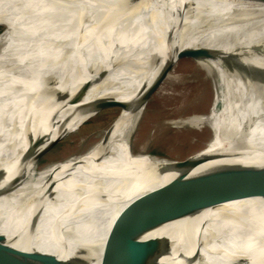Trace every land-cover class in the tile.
<instances>
[{
  "label": "bare ground",
  "instance_id": "1",
  "mask_svg": "<svg viewBox=\"0 0 264 264\" xmlns=\"http://www.w3.org/2000/svg\"><path fill=\"white\" fill-rule=\"evenodd\" d=\"M0 25V194L9 192L0 197V234L9 244L22 248L35 237L36 247L27 250L61 260L90 253L88 264H101L105 249L119 246L117 258H132L129 243L149 252L148 264H264V199L168 222L135 213L115 226L129 203L180 175L166 168L169 162L128 149L149 99L163 91L157 82L164 61L182 49L214 53L202 71L217 87L215 104H222L208 118L213 139L198 156L219 159L190 176L218 166L264 165V81L246 80L225 60L233 56L234 69L264 72V2L0 0ZM167 43L173 55L163 58ZM120 98L127 110L86 154L34 173L48 145ZM174 112L168 126L206 133L207 118ZM219 131L235 134L241 147L225 148Z\"/></svg>",
  "mask_w": 264,
  "mask_h": 264
},
{
  "label": "water",
  "instance_id": "2",
  "mask_svg": "<svg viewBox=\"0 0 264 264\" xmlns=\"http://www.w3.org/2000/svg\"><path fill=\"white\" fill-rule=\"evenodd\" d=\"M260 1L264 2V0ZM182 28L183 27L181 26V29ZM164 47L165 53L163 58H167L173 55L174 46L172 44H164ZM212 54L214 53L211 50L203 49L201 47L182 49L177 53L176 59L174 61H164V66L160 71V77L158 79L157 86H162L164 82L169 78L171 72L174 71L175 67L178 66L179 63H181L182 61L196 62L197 66L200 69H203V60L214 57ZM226 57V61H236V57H230L229 55H227ZM252 69L253 68L251 67L250 70ZM127 108L128 107L126 103L118 101V109L120 110V113L121 110L126 111ZM221 108L222 104H215L214 97V101L212 102V105L208 112L195 114L191 117L201 116L203 118L208 119L212 116L211 113L213 112V109H216L217 113H220ZM119 115L108 129H110L111 126L117 121ZM202 126L208 127L212 131V137L204 145V147L182 160H169L164 156H161L160 154H156L154 152H150L147 149L141 152H135L133 149H128L129 154L147 155L159 161L169 162L171 165L170 167L166 168H172L174 171H180V175L176 176L164 186L150 191L129 203L122 210L121 217L116 220L115 226L120 223L123 224V219L127 215L135 213L154 215L160 218L162 221L168 222L190 217L204 210L211 209L216 206L230 202L243 201L249 199H264V165L218 166L207 171L201 172L197 175L190 176V173L199 166L219 159L212 158L209 156L198 158L201 153L208 150V146L212 142L214 135V128L212 127L211 121L209 119L207 122L203 123ZM219 132L220 133L218 134H220V137H223L222 145L225 148L235 149L241 147L239 144L241 140H239L237 136L235 137V134L228 131L224 133L222 132V134L221 131ZM45 154L46 152L42 153L38 157V160L41 159V157ZM74 158H69L64 161L49 164L40 170L38 167V162L33 168V171L35 174H40L41 172L45 171L54 164L63 163ZM139 178L141 181L143 179V175L142 178L140 176ZM18 183L19 182L15 183V185ZM8 193L9 192H4L0 194V197L5 196ZM42 211L43 207H39L36 209V214L33 215L27 230L30 234L35 229L38 223L39 214H41ZM60 222L62 221L60 220ZM59 228L56 227L55 231L57 233L58 231H61ZM59 236L60 235H57V240L60 238ZM122 243H124V241H122ZM35 245L37 244L35 242V237H33L29 245H23L22 248H18L14 245L9 244L7 242V237L5 235L0 234V264H88L87 259H89V257L91 256L90 253L86 254L84 252L79 251L78 255L82 256L81 259L61 260L53 254L36 249ZM121 245L124 246L125 244ZM133 245H135V250L131 251V254H133L132 258L126 255V257L123 259L117 258V254H119L118 252L121 250L120 246V250L116 249L114 251H112V249L110 248H106L101 260V264H148L149 260L151 259L149 252H147L146 249L140 246V244L129 243V247ZM28 246H35V249L27 250L26 247ZM38 246L43 247L40 244ZM156 250L157 248L153 249L155 254L157 252Z\"/></svg>",
  "mask_w": 264,
  "mask_h": 264
},
{
  "label": "rangeland",
  "instance_id": "3",
  "mask_svg": "<svg viewBox=\"0 0 264 264\" xmlns=\"http://www.w3.org/2000/svg\"><path fill=\"white\" fill-rule=\"evenodd\" d=\"M9 15L16 14L11 12ZM4 30L5 26L0 25V33ZM233 61L232 72L241 74L246 80L264 78V72L261 71H253L243 66L234 69L237 64ZM202 70L196 62L182 61L162 85L163 91H156L151 96L142 123L132 139L131 146L135 152L147 149L169 160H182L200 150L209 141L212 131L208 127H204L206 133L201 135L195 131L168 126V123L177 117L178 114L174 112L177 108L189 117L209 111L217 87L213 79H207ZM120 100L126 101L125 98ZM119 113L116 103L103 109L82 125L73 127L66 136L47 146L44 150L46 154L39 161V170L49 164L85 154L99 141L100 133L110 127Z\"/></svg>",
  "mask_w": 264,
  "mask_h": 264
}]
</instances>
